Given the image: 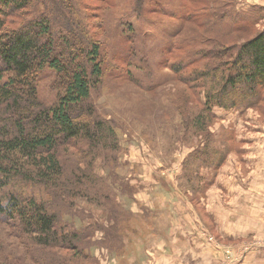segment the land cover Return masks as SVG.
Returning a JSON list of instances; mask_svg holds the SVG:
<instances>
[{
	"label": "trees",
	"instance_id": "trees-1",
	"mask_svg": "<svg viewBox=\"0 0 264 264\" xmlns=\"http://www.w3.org/2000/svg\"><path fill=\"white\" fill-rule=\"evenodd\" d=\"M149 56L199 106L173 103L167 122L182 141L198 137L182 169L196 192L214 179L199 167L218 169L242 142L231 122L213 134L214 107H264V0H0V264H97L93 246L126 256L125 235L145 248L148 224L160 230L116 203L124 126L93 102L121 78L150 91L167 84L135 77ZM47 67L50 102L38 91ZM78 195L108 203L111 223L66 219Z\"/></svg>",
	"mask_w": 264,
	"mask_h": 264
},
{
	"label": "rangeland",
	"instance_id": "rangeland-1",
	"mask_svg": "<svg viewBox=\"0 0 264 264\" xmlns=\"http://www.w3.org/2000/svg\"><path fill=\"white\" fill-rule=\"evenodd\" d=\"M244 5H248V3H244ZM137 24L138 21H135L136 30L139 29ZM154 63L156 62L153 56L143 59L141 67L136 70L135 77L143 79L147 84L167 79V84L165 81L162 86L150 91L141 89L127 79L121 78L116 84L117 86L105 87L102 93L99 91L96 94L98 96L94 94L93 102L98 111L110 112L108 116L113 114L124 126V131L121 132L123 148L118 152L117 161L113 164L118 171V178H120V182L117 184H125L126 186L125 189L114 187L116 203L133 217H139L146 222L149 217V220L152 219L160 230L155 234L148 224L149 230L146 234L144 232L143 236V240L148 242L145 248H142L143 242L138 237L125 235L123 238L128 249L126 256V252L115 255L108 251L105 246H93L92 251L98 257L97 261H94L98 262L97 264H202L201 258L205 257L208 260L207 264L231 262L230 251L217 243L218 239L225 244H228L229 240L215 236L217 234L215 222H209L205 204L201 200L203 194L197 193L202 190L197 189L194 192L187 185L189 184L187 177H182L183 162L189 156L193 145L198 143V137L195 136L193 140L182 141L179 135L174 132L175 127L167 124V122H171L169 117L172 116L174 108L177 106L173 103H184L187 108L197 107V110L199 106L196 104V98L185 85L173 82L172 76L166 68L162 69ZM54 76L55 70L47 67L38 79L39 95L47 102L52 101L55 95L50 87ZM145 78H149L150 81L146 82ZM167 99L172 100L168 102ZM214 109L217 114L230 119L232 122L221 123L217 120L211 125L212 131H215L213 134L221 131V125L227 124L228 126L231 122L235 128L236 136L241 140L245 135L264 137L263 131H254L256 127L252 126L255 124L264 129V107L262 109H249V113H246L247 116H242L241 113L233 111L224 112V110H219L223 108L216 106ZM187 113L189 114V112ZM176 121L178 122V118ZM128 135L132 138L129 139ZM199 135L200 139H203L205 133ZM232 142H234L233 148L235 149H237L236 147L239 148V145L241 147L244 145L243 141L238 143L236 139ZM216 144L219 146L220 143ZM235 149L231 151L227 161L222 166L218 169L211 168L212 179L219 173V178L224 177L228 180L232 179L233 182H244L251 175L256 162H245L242 158L243 151L238 153ZM223 167H226V171L222 173ZM199 168V172L206 173L208 171L205 166ZM97 171L104 173L105 170L98 165ZM201 182V186L207 184ZM211 193L216 197L223 192L214 187ZM103 198L105 199V197ZM73 202L74 213L65 214L66 219H76L78 224H80L78 218L80 221L99 219L104 224L109 225L111 223V220H107L108 217L103 215L105 206L109 207L108 203L105 206L97 205L89 200L86 195L75 196ZM194 209L197 210L194 211ZM255 209L257 208H253V210ZM195 212L198 217L194 216ZM201 225L208 226L216 234L208 232V229ZM166 228L167 230H165ZM195 229L205 235L203 241L205 242L206 238L207 243L198 245L196 242L186 239L185 234H191ZM112 231L116 232L118 228L115 227L110 232ZM95 237L100 238L103 235L98 233ZM128 238H133L132 248H128L131 245L127 243ZM159 244L161 245L158 246ZM211 244L214 248L210 246ZM154 247L158 249H152ZM162 247L165 249L163 250ZM166 248L167 252L165 251ZM123 251H125V246ZM169 251L173 256L167 254ZM215 251L218 254H215ZM164 252L166 253L164 257H166L161 261V253ZM156 253H158V257L155 261ZM214 255L218 257L215 262L213 260ZM119 257L121 258L119 259ZM91 263L92 260H82V264Z\"/></svg>",
	"mask_w": 264,
	"mask_h": 264
},
{
	"label": "crops",
	"instance_id": "crops-1",
	"mask_svg": "<svg viewBox=\"0 0 264 264\" xmlns=\"http://www.w3.org/2000/svg\"><path fill=\"white\" fill-rule=\"evenodd\" d=\"M224 112H226V110H224ZM241 115L247 116L246 113ZM218 120L221 123L231 121L224 116H221ZM252 126L256 127L254 131L264 132V129L260 126H256L255 124ZM256 136L257 137H255V135H245L242 139L244 144L242 146V158L247 163L256 162V164L254 163L251 175L247 177L246 181L233 182L232 179L228 180V178L224 177L219 178L220 176H218V173L212 182L210 181L205 186L200 185L198 190L202 191L197 192L198 194H203L201 200L205 204L209 222H215L214 225L217 227V234L208 226H201H205L208 229V232L213 233L214 235L216 234L215 236L217 238L219 237L229 240L228 242L230 244H225L219 239L217 240V243L225 246L232 256L231 262L225 264H264V137L260 135ZM225 168L226 167L222 168V173L226 171ZM206 173H209L210 175V173H212L211 169ZM214 187L218 188L223 193L221 195L218 194L215 197V195L211 193ZM225 194L226 197H224ZM227 197L231 199L226 200L225 198ZM253 208L257 209L253 210ZM195 210L197 209H194V211ZM194 216L198 217L196 212L194 213ZM185 236L186 239L188 238L189 240L196 242L198 245H204L208 242L206 241V238L205 242L203 241L205 235L198 232L197 229L193 230L191 234L186 233ZM160 242L162 243V241ZM160 245L161 244L158 246ZM210 246L214 248L213 244ZM152 249L157 250L158 248L154 247ZM162 249L164 250L165 247H162ZM165 251H168L167 248ZM157 254L158 253H156L154 257L155 261L156 257H158ZM164 254L166 253H161V261L166 257H164ZM167 254L173 256L171 251ZM215 254L218 253L215 251ZM217 258L218 257L214 255V262ZM201 263L207 264L208 260L205 259V257H202Z\"/></svg>",
	"mask_w": 264,
	"mask_h": 264
}]
</instances>
